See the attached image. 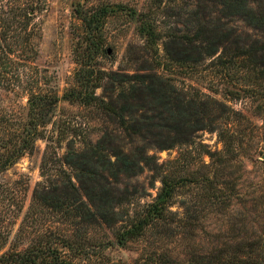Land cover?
<instances>
[{
  "label": "rangeland",
  "instance_id": "374dc122",
  "mask_svg": "<svg viewBox=\"0 0 264 264\" xmlns=\"http://www.w3.org/2000/svg\"><path fill=\"white\" fill-rule=\"evenodd\" d=\"M193 6L186 0H0L1 43L10 44L28 37L37 51L30 60H23L24 56L19 59L17 54L0 55V147L7 149L18 143L29 119L28 97L32 89L58 95L44 137L37 138L31 151L0 172V229L9 226L8 245L14 243L33 190L43 180L41 163L47 145L53 158L62 157L71 148L80 151L91 146H108L105 152L112 160L117 146L128 151L143 145L139 136H130L126 128L130 123L121 125L119 118L105 112L101 102L112 100L116 111L121 110L125 115L131 113L133 106H125L131 99L121 98V93L129 92L132 81L129 75L142 73L166 78L187 98L208 100L202 116L219 128L198 130L193 133L195 136L191 135L193 143L178 142L167 148L149 140L151 145L145 151L157 158L161 169L155 172L145 168L130 178L131 185L138 187V193L130 204L120 205L119 210L133 214L151 202L162 186V175H167L178 179L170 208L179 216L189 210L199 218L197 236L187 245L195 241L198 248L209 250L214 245L209 234L220 231L228 235L226 218L240 214L244 218L245 238L257 240L264 246V207L253 204V199L264 189V81L256 71L243 67L245 58H232L230 52L225 53L222 61L217 60L216 55L198 62L181 59L183 53H178L180 44L176 38L192 32V26L183 22ZM77 7L99 14L97 38L87 37V28L76 12ZM24 13L29 18L24 17ZM237 25L253 36L258 34L241 23ZM23 26H28L29 34L24 35ZM99 43L102 49L94 51ZM84 52L95 57L96 69L105 71L100 79L95 80V73L81 69L79 61L83 58L77 55ZM113 73L127 81L113 80L112 84ZM88 75L99 85L94 93L101 100L90 103L71 100L67 93L71 89H82ZM141 97L146 98L145 105H153L145 94ZM141 103L139 101L135 108L137 118L144 117ZM154 111L157 110L147 114L152 115ZM225 122L239 138L233 155L224 153L219 137L218 131L226 126ZM202 176L220 182L234 179L236 193L244 204L232 198L230 206L218 210L211 202L209 184L202 182ZM51 218L49 213L34 215L28 221L30 231L46 227ZM89 230L97 240L111 241L102 249L113 261L134 264L142 249H149L147 240L142 239L131 241L127 246L120 245L115 240L114 230L106 226L92 225ZM28 243L29 239L25 238L17 247L24 248ZM164 243V248L178 247L174 240Z\"/></svg>",
  "mask_w": 264,
  "mask_h": 264
},
{
  "label": "trees",
  "instance_id": "16d2710c",
  "mask_svg": "<svg viewBox=\"0 0 264 264\" xmlns=\"http://www.w3.org/2000/svg\"><path fill=\"white\" fill-rule=\"evenodd\" d=\"M186 1L194 6L183 23L190 24L192 32L182 33L176 38L180 44L178 53H183L181 59L198 62L204 57L216 55L215 58L222 61L225 53L230 52L232 58H245L243 67L256 71L259 79L264 81V0ZM76 12L87 28V37L97 38L99 14L78 7ZM24 17L29 18L25 13ZM238 23L257 32V36L241 29ZM27 28L23 26L24 35L30 33ZM4 43L0 41V55L10 57L17 54L15 56L19 59L24 56L23 60H30L37 54L35 44L28 37L16 39L11 45ZM101 49L102 43H99L94 51ZM78 57L83 58L78 60L81 69L95 73V80L100 79L105 71L96 69L95 57L90 52L78 54ZM116 75L113 73L112 84L113 80L127 81ZM129 78H132L129 92L121 93V98L131 99L125 103V106H133L128 113L130 115L116 111L112 100L101 101L102 108L110 116L119 118L121 125L129 122L126 128L130 130V136H139L143 145H136L128 151L117 146L114 148V160L105 152L108 146H91L80 151L71 148L62 157L53 158L47 145L41 163L43 180L33 190L30 206L15 232L14 243L8 245L9 226L0 229V264H128L113 261L105 255L102 247L111 241L108 239L103 243L97 240L90 233L92 225L113 229L115 240L122 246L138 239L147 240L149 249L143 248L134 264H264V246L257 240L245 238L244 218L240 214H230L226 218L228 235L220 231L209 234L214 242L209 250L198 248L194 245L195 241L187 245L197 236L195 229L200 225L199 218L190 214L189 210L179 216L170 208L178 182L170 176L162 175V186L151 202L142 205L133 214L119 210L120 205L130 204L131 198L138 193V187L131 185L130 178L139 175L145 168L155 172L161 169L157 158L145 151L151 145L149 140L160 142V147L167 148L178 142L193 143L191 135L195 136L193 133L198 130L219 128L202 116L206 113L208 100L187 98L183 91L156 74L136 73ZM98 86L88 75L82 89H71L67 95L71 100L90 103L100 99L94 93ZM141 94L152 100L153 105H145L143 100L146 98H142ZM57 101L56 93L30 91L29 119L18 143L7 149L0 147V172L31 151L37 138L44 137V130L51 119L50 111ZM139 101L145 109L142 118L135 115ZM153 110L157 111L147 114ZM228 124L225 122L226 126L218 132L224 144V153L233 155L239 138ZM2 148H5L4 151ZM201 178L203 183L209 184L211 202L218 210L230 206L232 198L244 204L245 201H240L236 193L234 179L220 182L206 176ZM253 200L256 207H264V189ZM40 213H49L51 221L32 233L28 221ZM25 238L29 239V243L19 249L17 245ZM167 240H174L178 247L164 248Z\"/></svg>",
  "mask_w": 264,
  "mask_h": 264
},
{
  "label": "water",
  "instance_id": "95a60500",
  "mask_svg": "<svg viewBox=\"0 0 264 264\" xmlns=\"http://www.w3.org/2000/svg\"><path fill=\"white\" fill-rule=\"evenodd\" d=\"M264 159V158H263Z\"/></svg>",
  "mask_w": 264,
  "mask_h": 264
}]
</instances>
